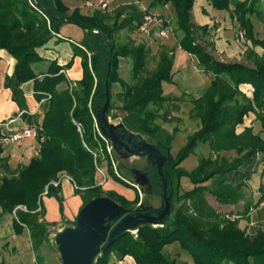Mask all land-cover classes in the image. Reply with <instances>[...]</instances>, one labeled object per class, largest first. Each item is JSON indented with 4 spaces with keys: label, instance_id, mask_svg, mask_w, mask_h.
I'll return each instance as SVG.
<instances>
[{
    "label": "trees",
    "instance_id": "16d2710c",
    "mask_svg": "<svg viewBox=\"0 0 264 264\" xmlns=\"http://www.w3.org/2000/svg\"><path fill=\"white\" fill-rule=\"evenodd\" d=\"M210 2L224 9L232 5L233 19L246 39L257 40L253 38L250 16L255 15L264 23V0ZM194 3L195 0H151V7L172 5L177 28L183 32L179 48L194 56L204 71L211 75L209 85L193 100L191 114L200 119L201 126L172 156L173 133H166L155 123L158 114L149 108L150 105L160 106L170 99L163 95L162 82H171L173 78L172 50L161 45L151 55L142 42H115V32L125 27L133 31L145 22L146 17L154 18L153 13L134 7L126 16L118 13L113 26L109 27L103 25L98 17L100 12L86 16L80 13L78 7L70 11L63 0H0V50H6L15 60L13 72L5 77L3 86L10 90L11 100L19 108L26 106L21 86L29 80L33 81L36 100L45 98L49 102L41 127L35 128L37 135L44 139L38 143V153L28 164L7 171L2 152L8 136L0 128V208L2 213H14L12 226L16 233L23 228L28 230L36 260H39L40 246L49 240L48 227L53 225L43 219L44 207L39 196L47 187L46 195L55 197L62 214L61 187L53 185L59 173L66 172L72 178L75 193L82 198V207L103 193L124 207L140 200L138 194L134 200L128 201L112 190L104 192L95 179L94 162L101 159L99 156L95 158L93 153H99V144L103 142L93 128V115L104 105L107 80L110 101L105 115L113 108L112 86L120 82L125 98L122 105L125 112L123 124L130 131L147 136L164 156L161 171L166 182L169 211L159 222L162 224L160 227L145 222L135 235L126 231L114 238L98 256L96 264H110L112 254L118 259L129 255L136 264H181L162 253L164 246L173 243H178L189 254L192 264H264V232L252 238L247 236L237 221L227 220L213 209L205 196L209 193L222 205L239 203L245 199L243 189L249 187L247 181L256 172L257 165L264 162V138L260 132L254 133L252 126L236 132V126L243 123L249 113L255 115L264 129V61L255 67H247L213 58L196 41L195 26L191 21ZM66 23L79 26L83 38L79 45H73V56L65 65L59 66L55 60L51 61L47 73L39 79L32 64L42 62L44 58L37 49ZM260 42L264 43V40ZM74 56L81 59L82 75L73 83L61 70L72 66ZM124 57L131 59V82L119 77V58ZM151 58L156 61L155 67L148 70ZM62 82L67 85L59 89L58 85ZM242 84L251 86L250 96L240 89ZM119 128L123 129L122 126ZM198 143L206 144L213 156L202 157L190 171L178 167L193 153ZM231 151L236 156L227 159L223 153ZM108 165L114 180L132 187L128 178L122 173L117 176L110 162ZM122 168L120 166L119 170L122 171ZM142 172L147 176L154 194L161 196L164 206L163 183L156 163L149 162ZM182 176L189 177L194 185L179 195L178 178ZM259 189L264 199L263 186L260 185ZM177 202L181 204L176 205ZM143 203L141 199L138 207H143ZM17 206H23L25 210ZM149 210H146L147 213L153 215ZM62 221L77 225V218L68 221L63 214ZM113 223L109 222L110 225ZM127 229L135 232L137 225L128 224ZM0 264L6 263L1 261Z\"/></svg>",
    "mask_w": 264,
    "mask_h": 264
},
{
    "label": "rangeland",
    "instance_id": "374dc122",
    "mask_svg": "<svg viewBox=\"0 0 264 264\" xmlns=\"http://www.w3.org/2000/svg\"><path fill=\"white\" fill-rule=\"evenodd\" d=\"M87 1L89 3H86ZM104 2L106 6L103 7L101 4ZM70 4H75L79 8L80 13L86 16H93L100 12L98 17L103 25L109 27L113 26L118 13L122 17L126 16L134 7L140 11L148 9L149 12L154 14V18L152 19L150 17L145 18V22L141 25L144 27V30H141L139 27L132 31L129 27H125L123 30L117 32L118 34L115 32V42L123 43L128 40H133L135 44L142 42L149 48L151 55H154L161 45L167 46L172 50L174 56L172 64L173 78L171 82H162L163 95L169 96L170 99L160 106L150 105L149 108L158 114L155 123L166 133H173L170 152L172 156H175L177 151L187 141L188 136L197 131L201 126L200 119L193 117L191 114L193 100L200 96L209 85L211 75L204 71L194 56L179 48V42L183 37V32L177 28L172 5H156L151 7V0H70ZM73 9L71 8L70 11ZM232 11V5L228 9H224L215 7L210 0H195L191 10V21L195 26L196 41L218 61L240 63L247 67H255L256 64L264 61V43L260 42L264 40V23L255 15H251L250 19L253 23L254 32L253 38L257 40L246 39L243 32L239 29L238 23L233 19L234 13ZM122 17L119 19H122ZM155 62V59L151 58L148 62L147 69L152 70L155 67ZM131 67L132 63L129 57L119 58L118 71L119 77L122 80L132 81ZM247 85H240V89L250 96L252 88L250 85ZM123 90L120 82L113 84L111 90L113 108L106 117L119 138L128 141L132 148L144 151L143 148L145 145L153 146L149 138L139 132L130 131L123 124L122 118L125 115L122 109L125 100ZM98 113L99 111L94 114L96 119ZM120 126L123 128L122 130H119ZM246 126H252L253 132H260V135L264 138V129L261 127V122L256 119L253 113H249L244 117L243 123L236 126V132L240 133ZM93 128L95 130L97 129L94 118ZM102 142L99 144V153L96 151L94 152L96 155L93 153L95 158L99 156L101 159V161L97 160L94 162L95 177L97 176L101 180H114L108 170V162H110L114 173L117 176H119L118 173H122L123 176L128 178L130 180L128 183L132 187H137H135L136 195L138 194L139 199L144 200L143 207L136 208L138 210L135 213H144L150 209L153 212V216H158L164 208L162 206L161 196L154 194L147 176L142 172L149 162L156 163V156L147 155L139 157L130 155L123 148H118L110 141L106 142L102 139ZM223 155L227 159L236 156L233 151L223 153ZM209 156L212 157L213 155L208 146L204 143H198L193 153L185 158L178 167L190 171L198 165L202 157ZM120 166L123 167L122 171L119 170ZM98 168L103 170V175L98 172ZM64 173L68 176L66 172ZM59 177L60 173L58 174V179L53 182L54 186L59 185ZM72 183L74 184L73 180ZM247 183L249 187L243 189L245 199L235 205H222L209 193H206L205 196L213 209L224 215L227 220L237 221L239 228L244 230L246 235L252 238L259 232H264V199L261 198V191L259 189L260 185L264 188V162L257 165L256 172L252 174ZM121 184L126 186L123 183ZM193 185L187 176L178 178L179 195L192 189ZM102 190L107 192L103 188ZM45 193L47 194V187L44 188L39 198L44 199ZM107 198L115 204V208L133 209L134 207V205L124 207L105 193L92 198L83 207L92 201ZM259 200L261 201L260 203H258ZM180 204L181 202H177L176 205ZM16 208L25 210L23 206H17ZM11 216L13 219L14 213ZM159 222L153 223V227L162 226ZM107 224L109 222L100 225L99 229L101 232L106 231ZM67 226L72 227L70 225ZM59 228L63 227L60 225H50L48 227L50 232L49 240L40 246L38 253L41 261L38 259L35 260V253H30L28 239L23 229L21 232L16 233L15 236L21 245L19 251L24 260L27 261V264H63L59 256L57 244L55 243V234L60 230ZM124 232L126 231L122 229L120 235ZM136 232L131 233L135 235ZM162 253L168 258H175L181 264H192L189 254L183 251L178 243L164 246Z\"/></svg>",
    "mask_w": 264,
    "mask_h": 264
},
{
    "label": "crops",
    "instance_id": "0c3cea01",
    "mask_svg": "<svg viewBox=\"0 0 264 264\" xmlns=\"http://www.w3.org/2000/svg\"><path fill=\"white\" fill-rule=\"evenodd\" d=\"M63 2L69 9L77 7L75 4L71 5L70 0H63ZM86 3L89 2L87 1ZM82 38L83 31L79 26L72 23L63 24L60 27L59 32L55 33L46 44L37 49L38 54L44 58V61L32 64L37 77L40 79L47 73L50 62L53 60H55L59 66L65 65L73 56V45H79ZM80 62V57L74 56L72 66L61 70L69 82L71 81L74 83L81 78L82 69ZM14 64V58L6 50L1 49L0 128L8 137L18 133L24 128H40L44 114L49 106V102L45 98L36 100L32 80L23 83L21 86L26 102L25 107L19 108L17 104L11 100V92L8 88H4L3 83L5 77L12 74ZM66 85L65 82H62L58 85V88L62 89L66 87ZM38 148L39 144L37 139L31 136L21 137L17 140H10L8 142L4 141L2 156L6 159L7 171L13 170L19 165L28 164L30 159L37 155ZM95 179L98 184L102 185V188L105 191L112 190L125 197L128 201H132L136 197V186L126 187L113 179H104V181L97 176ZM59 185L61 187V195L63 198V217L68 221H74L82 209V198L79 194L75 193V185L70 179H68L64 172L60 173ZM140 201L141 199L138 203L134 204L133 210H138L136 208H138ZM42 204L44 207L43 219L45 221L52 223L53 225H60L63 227L59 228L60 230L69 227L67 226L69 224L62 221V214L60 213L59 204L55 197L44 195ZM70 226L73 227V225ZM23 232L27 236L30 253H34L31 248L28 230L23 228ZM15 235L16 232L13 230L11 214L2 213L0 208V262L4 261L6 264H27V261L21 256L19 251L21 245ZM39 261H41V257H39ZM110 264L136 263L133 257L129 255L118 259L112 254L110 257Z\"/></svg>",
    "mask_w": 264,
    "mask_h": 264
},
{
    "label": "water",
    "instance_id": "95a60500",
    "mask_svg": "<svg viewBox=\"0 0 264 264\" xmlns=\"http://www.w3.org/2000/svg\"><path fill=\"white\" fill-rule=\"evenodd\" d=\"M105 102L97 115L100 129L103 135L118 148H123L130 155L147 156L154 155L157 158L156 168L163 183L162 198L164 200V208L158 216L148 213H135L133 209H122L116 207L110 199H102L92 201L83 207L77 217V225L74 227H66L55 234V243L63 264H96L98 256L103 250L118 237L121 230L127 229L129 224H137L142 226L145 222L156 223L161 221L164 215L169 211V200L166 196V182L161 171L164 162V156L154 146L145 145L144 151L132 148L128 141L119 138L110 126L105 109L109 104V91L107 80L105 81ZM114 221L112 225H106V231L101 232L99 227ZM135 231V232H136Z\"/></svg>",
    "mask_w": 264,
    "mask_h": 264
},
{
    "label": "built area",
    "instance_id": "2783aa9c",
    "mask_svg": "<svg viewBox=\"0 0 264 264\" xmlns=\"http://www.w3.org/2000/svg\"><path fill=\"white\" fill-rule=\"evenodd\" d=\"M101 5L104 7V6H106V3L104 2V3H102ZM146 18H147V17H146ZM140 29H141V30H144V27H143V26H140ZM162 34H164V32H162ZM93 118L95 119V122H96V127H97V129H96V133L98 134V136H99L101 139H103V140H105L106 142H108L109 139H107V138L103 135V133H102V131H101V129H100V125H99V122H98V117H97V119H96V117L93 115ZM106 118H107V117H106ZM107 120H108V118H107ZM30 136L36 138L37 141H38V143L41 142V141H43V139H44L43 136H38V135H37V131H36V129H34V128H24V129H22L21 131H19L18 133L13 134L12 136L5 138V142H8V141H10V140H17V139H19V138H21V137H30ZM94 155H96V154L94 153ZM98 172H99L100 174H102V175L104 174L103 170H101V169H99V168H98ZM67 177H68V176H67ZM68 179L71 180L70 177H68ZM71 181H72V180H71ZM58 183H59V181H58ZM45 194H46V193H45ZM20 208H21V207H20ZM23 210H24V209H23Z\"/></svg>",
    "mask_w": 264,
    "mask_h": 264
}]
</instances>
